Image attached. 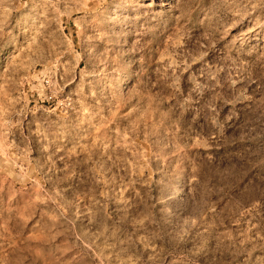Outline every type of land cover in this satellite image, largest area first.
<instances>
[{
    "label": "rangeland",
    "instance_id": "rangeland-1",
    "mask_svg": "<svg viewBox=\"0 0 264 264\" xmlns=\"http://www.w3.org/2000/svg\"><path fill=\"white\" fill-rule=\"evenodd\" d=\"M0 264H264V0H0Z\"/></svg>",
    "mask_w": 264,
    "mask_h": 264
},
{
    "label": "bare ground",
    "instance_id": "bare-ground-1",
    "mask_svg": "<svg viewBox=\"0 0 264 264\" xmlns=\"http://www.w3.org/2000/svg\"><path fill=\"white\" fill-rule=\"evenodd\" d=\"M123 86V85H122Z\"/></svg>",
    "mask_w": 264,
    "mask_h": 264
}]
</instances>
